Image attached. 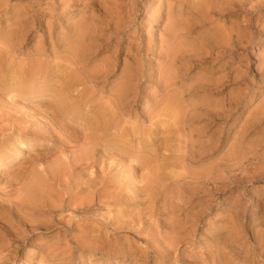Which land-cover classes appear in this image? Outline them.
I'll use <instances>...</instances> for the list:
<instances>
[{"label":"rangeland","instance_id":"obj_1","mask_svg":"<svg viewBox=\"0 0 264 264\" xmlns=\"http://www.w3.org/2000/svg\"><path fill=\"white\" fill-rule=\"evenodd\" d=\"M0 264H264V0H0Z\"/></svg>","mask_w":264,"mask_h":264},{"label":"bare ground","instance_id":"obj_2","mask_svg":"<svg viewBox=\"0 0 264 264\" xmlns=\"http://www.w3.org/2000/svg\"><path fill=\"white\" fill-rule=\"evenodd\" d=\"M78 76V75H77ZM112 106V105H111ZM110 107V106H109ZM112 109V108H111ZM165 110V109H164ZM177 112V111H176ZM114 113V112H113Z\"/></svg>","mask_w":264,"mask_h":264}]
</instances>
